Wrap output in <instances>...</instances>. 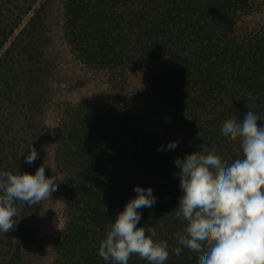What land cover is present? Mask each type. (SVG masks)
Returning <instances> with one entry per match:
<instances>
[{
	"label": "trees",
	"instance_id": "obj_1",
	"mask_svg": "<svg viewBox=\"0 0 264 264\" xmlns=\"http://www.w3.org/2000/svg\"><path fill=\"white\" fill-rule=\"evenodd\" d=\"M59 3L55 16L52 0H0V171L46 165L61 199L49 241L41 222L55 193L36 206L16 203L14 229L0 233V264H111L99 244L134 186L156 197L138 210L137 227L167 241L165 264H199L187 249L172 253L185 226L175 216L182 192L173 161L207 147L230 163L242 151L224 143L223 123L248 111L264 118V0ZM57 42L81 75L61 68ZM31 147L38 159L29 165ZM128 264L149 262L133 254Z\"/></svg>",
	"mask_w": 264,
	"mask_h": 264
},
{
	"label": "clouds",
	"instance_id": "obj_2",
	"mask_svg": "<svg viewBox=\"0 0 264 264\" xmlns=\"http://www.w3.org/2000/svg\"><path fill=\"white\" fill-rule=\"evenodd\" d=\"M258 120L264 118L248 111L242 121L223 123L224 143L239 142L242 151L230 163L207 147L174 159L182 192L175 216L185 222L175 236L179 246L172 249L174 255L187 249L199 264H264V124L258 126ZM178 144L171 141L157 150L172 151ZM37 159L31 147L24 161L31 165ZM45 166L34 174L0 171V233L14 229L17 202L36 206L57 191V180L45 175ZM133 191L136 195L107 226L98 255L111 264H128L133 254L149 264H165L167 241L154 240L155 228L137 227L142 219L138 210L156 203L153 190L134 186Z\"/></svg>",
	"mask_w": 264,
	"mask_h": 264
},
{
	"label": "rangeland",
	"instance_id": "obj_3",
	"mask_svg": "<svg viewBox=\"0 0 264 264\" xmlns=\"http://www.w3.org/2000/svg\"><path fill=\"white\" fill-rule=\"evenodd\" d=\"M60 0H52V11L53 13L59 16L60 12H59V8H60ZM58 18V17H56ZM54 52H56V56H60L61 54V68L69 73V74H74V76L77 77V74L79 73L78 70L81 68L78 64H75V60H73V58H71L66 49L65 46H63L60 42H57V45L55 46V49H53ZM57 51H60V53L58 54ZM81 75V74H78ZM91 81V82H90ZM87 82H90L91 84H95L96 85V81L93 80V78L89 79ZM89 87V86H88ZM88 87L84 88H80L79 92H81L83 94V92H87L89 90ZM53 118L50 117L49 121H48V131L51 132L53 126ZM49 132V134H50ZM48 134V137H50V139L48 140V143L51 142V136ZM53 176V175H52ZM55 179L57 180V185H58V177L57 175L54 174ZM54 197L55 199L52 198V204L50 205L49 208V213L47 214V216L44 217V219L41 222V233L44 236L46 241H49L53 235L56 233V231L60 228L61 226V218H60V210H61V199L59 197L58 194V189L56 192H54ZM49 262V260H48Z\"/></svg>",
	"mask_w": 264,
	"mask_h": 264
}]
</instances>
